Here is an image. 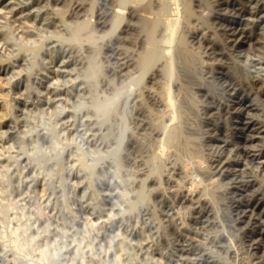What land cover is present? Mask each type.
Returning <instances> with one entry per match:
<instances>
[{"label":"rangeland","instance_id":"rangeland-1","mask_svg":"<svg viewBox=\"0 0 264 264\" xmlns=\"http://www.w3.org/2000/svg\"><path fill=\"white\" fill-rule=\"evenodd\" d=\"M121 5L0 0V264H264V0Z\"/></svg>","mask_w":264,"mask_h":264},{"label":"bare ground","instance_id":"bare-ground-1","mask_svg":"<svg viewBox=\"0 0 264 264\" xmlns=\"http://www.w3.org/2000/svg\"><path fill=\"white\" fill-rule=\"evenodd\" d=\"M120 1V4H122L121 6H123V5H127V4H132V7H137V6H139V7H144V8H146L147 6H152V5H154V4H156L159 8H165V7H167L168 6V2H169V0H119ZM140 1H141V3H140ZM105 2V1H104ZM126 8V7H125ZM149 8V7H148ZM147 8V9H148ZM135 9V8H134ZM150 11V10H149ZM140 12V11H139ZM137 13V12H136ZM124 17V14H123V12H121L120 13V15H119V18H120V20L122 19ZM141 18V17H140ZM164 18V17H163ZM162 19V18H161ZM141 20H142V18H141ZM158 20L159 19H157L155 22H158ZM248 20V19H247ZM143 21V20H142ZM172 21V20H171ZM171 21H168V25H169V28H171L172 26H173V23H171ZM121 22V21H120ZM89 21L87 20V21H83V22H80V23H78L77 24V27L78 28H80V29H83L84 27H86V26H89ZM178 31V30H177ZM166 33V32H165ZM169 34V33H168ZM172 34V33H171ZM247 38H248V36H246ZM246 38V39H247ZM174 40V39H173ZM150 48V47H149ZM88 50V49H87ZM153 53V52H152ZM166 54V53H165ZM264 54V53H263ZM87 57V56H86ZM84 58V57H83ZM88 58V57H87ZM84 60V59H83ZM85 60H86V58H85ZM84 60V61H85ZM88 60V59H87ZM96 63V64H95ZM87 69H86V71H87V77H92L93 76V70H100L101 69V66L99 65V64H97V61H94L93 59L91 60V62L89 63V66H88V64H87V67H86ZM88 68H89V70H88ZM108 85V84H107ZM233 85V84H232ZM235 90H236V88H235ZM166 91H167V99H166V103H165V105H166V107H167V109H170L171 107H173L174 106V99H173V95H172V93H171V90L170 89H166ZM121 92L120 91H118L117 92V94L116 95H114V96H112V97H109V98H107L105 101H103V102H100V103H98L97 104V107H98V109L100 110V111H102L103 113H108L110 110H112L114 107V105L117 103V101H118V99H119V94H120ZM241 105H242V107H243V109H244V111L246 112V115L242 118V124L243 125H241L242 126V128L241 129H244L245 131L247 130L248 131V129H249V127L250 126H252V125H254L255 124V122L256 121H254L253 119H251L250 117H248L247 116V114H249V111L250 110H252V109H255V106H253L252 104H250V103H246L245 101H243V99L242 100H239L238 101ZM4 105V104H3ZM6 106H7V104H6ZM8 107V106H7ZM113 107V108H112ZM112 108V109H111ZM116 109V108H115ZM4 110V109H3ZM5 111V110H4ZM3 112V111H2ZM103 116H104V114H103ZM107 117V116H106ZM239 119V118H238ZM241 120V119H240ZM173 121V120H172ZM177 122V121H176ZM257 123V122H256ZM170 124V123H169ZM175 124V123H174ZM3 125H4V127H6V129L8 130V131H10V121L6 118V119H4L3 120ZM239 125V124H238ZM165 126V125H164ZM167 126H169V125H167ZM170 126H171V124H170ZM254 127V126H253ZM170 128V127H169ZM172 128V127H171ZM170 128V129H171ZM255 128V127H254ZM5 129V128H4ZM5 129V130H6ZM14 129V128H13ZM173 129H174V125H173ZM166 130V129H165ZM238 130H240V129H238ZM170 131V130H169ZM168 131V132H169ZM249 131H250V129H249ZM7 132V131H6ZM166 132V131H165ZM179 132V128H177L176 127V130L175 131H173L172 133H170V135L172 136V135H178L177 133ZM238 132V131H237ZM249 134V133H248ZM242 135V134H241ZM246 136V135H245ZM248 136V135H247ZM246 136V137H247ZM245 137V138H246ZM244 138V139H245ZM247 139V138H246ZM250 139V138H249ZM248 140V139H247ZM244 141V140H243ZM242 141V142H243ZM234 144V143H233ZM242 144V143H241ZM235 145V144H234ZM244 145V144H243ZM247 145H249V144H247ZM246 145V146H247ZM230 146V147H229ZM222 147L224 148H230L231 149V142H229V141H227L226 139L222 142ZM234 147V146H233ZM242 147V146H241ZM238 148V147H237ZM236 148V149H237ZM239 148H240V146H239ZM232 150V149H231ZM246 150H247V148H246ZM246 150H243V151H245L246 153H247V156H248V158L250 159V160H253L254 158H255V156H254V154L253 153H251L250 151L248 152V151H246ZM237 151V150H236ZM240 152H242V151H240ZM243 153V152H242ZM245 154V153H244ZM256 155V154H255ZM246 156V155H245ZM27 157V156H26ZM246 158V157H245ZM22 160L23 161H26L27 160V158H25V157H23L22 158ZM249 160V161H250ZM29 161V160H28ZM27 161V162H28ZM222 162H224V161H222ZM26 163V162H25ZM242 163V162H241ZM225 167H226V164L225 163H222V164H220V171L222 172V173H226V171L228 170V169H225ZM157 168H159V167H157ZM241 169H243L242 167H236V171H239V170H241ZM246 169V168H245ZM33 170V169H32ZM33 173V172H32ZM221 173V174H222ZM137 186H139V185H137ZM140 186H141V184H140ZM143 191H145L144 189L141 191L142 193H144ZM199 203V202H198ZM254 209H257V210H259L260 211V213H264V209H262V208H259L257 205H255L254 206ZM199 213V212H198ZM200 213H201V215H204L205 213H206V211H200ZM16 241V240H15ZM18 243V242H17Z\"/></svg>","mask_w":264,"mask_h":264}]
</instances>
